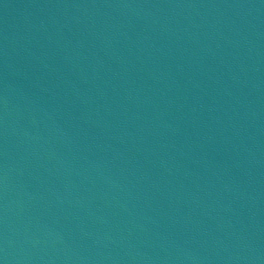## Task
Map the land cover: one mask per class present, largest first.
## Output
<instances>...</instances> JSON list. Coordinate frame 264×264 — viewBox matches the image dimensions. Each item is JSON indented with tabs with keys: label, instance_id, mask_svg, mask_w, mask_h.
Wrapping results in <instances>:
<instances>
[{
	"label": "water",
	"instance_id": "1",
	"mask_svg": "<svg viewBox=\"0 0 264 264\" xmlns=\"http://www.w3.org/2000/svg\"><path fill=\"white\" fill-rule=\"evenodd\" d=\"M0 264H264V0H0Z\"/></svg>",
	"mask_w": 264,
	"mask_h": 264
}]
</instances>
